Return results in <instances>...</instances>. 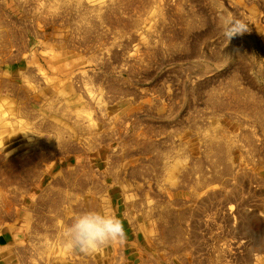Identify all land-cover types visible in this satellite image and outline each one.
Listing matches in <instances>:
<instances>
[{"label": "rangeland", "instance_id": "1", "mask_svg": "<svg viewBox=\"0 0 264 264\" xmlns=\"http://www.w3.org/2000/svg\"><path fill=\"white\" fill-rule=\"evenodd\" d=\"M69 1L0 0V17L20 34L17 43L0 48V112L7 124L6 130L0 125V155L13 157L17 149L27 152L40 140L57 149L13 207L11 231L2 239L15 237L26 243L30 206L44 192L45 179L57 171L61 180L62 172L83 168L105 190L96 193L100 207L118 216L126 231L122 245H109L91 257L108 258V264H264V164L260 153H251L254 145L264 150V126L259 131L249 116L210 104L212 94L230 102L224 87L232 79L246 89L244 93L264 99V0L121 1L112 20L103 19L110 0ZM227 14L251 22L250 33L234 37L228 45L217 27V17ZM7 29L0 25V33ZM14 69L21 72L18 80ZM54 81L61 86H53ZM11 82L19 87L17 93L4 86ZM75 98L79 108H87L84 115L72 106ZM30 99L35 103L27 106ZM51 100L56 108L71 106L80 117L74 111L67 120L49 111ZM13 108L20 113L14 115ZM77 121L81 125L75 127ZM47 123L65 126V136L41 129ZM95 132L104 139L91 142ZM131 135L158 149L176 147L184 166L177 181L165 172L157 177L151 171L125 180L133 167L145 171L156 154L140 152L132 137L128 139ZM222 135L230 140L231 161L245 181L175 195L182 173H191L190 180L204 175L194 173L191 159H202L206 176H211V167L203 161L204 145L219 143ZM127 139L130 142L123 146ZM63 141L73 151L63 154ZM97 144L108 154L107 161L99 156ZM185 150L188 154H182ZM64 156L71 159L69 166L59 165ZM117 159L120 165L113 168ZM110 170L120 178L116 184ZM116 186L122 193L116 194ZM51 189L68 190L79 199L76 211L87 209L79 205L83 196L76 188L59 181ZM67 205L73 210L76 206L73 201ZM117 208L123 211L116 213ZM156 208L186 213L182 261L173 254L164 262L136 239L142 211ZM146 224L152 226L150 220ZM171 250L162 246L160 253L168 256ZM67 251L65 256L72 259L73 250Z\"/></svg>", "mask_w": 264, "mask_h": 264}, {"label": "bare ground", "instance_id": "2", "mask_svg": "<svg viewBox=\"0 0 264 264\" xmlns=\"http://www.w3.org/2000/svg\"><path fill=\"white\" fill-rule=\"evenodd\" d=\"M121 1L124 2V4L131 3L130 0H110L109 2H105L109 3L107 6V9L109 8V12L103 16L104 20H112V17L110 16L121 5ZM115 22H117V20ZM0 25H6L8 28L5 32L0 33V48H9L14 45V43L19 41L20 34L18 30L13 24H10L6 18L0 17ZM188 25L191 24L189 23ZM85 28L87 35L90 34V28L88 26ZM60 69L61 68H56L55 70ZM13 74L18 80L21 72L20 70L14 69ZM234 81L235 79H232L224 87L228 91V100L230 102H225V97H223V100H217V95L212 94L210 95V104L221 108V110L229 108L230 111H233L234 113L239 111L238 113L249 116V121L253 122L256 126L255 128L260 131L262 126H264V99L254 97L252 93L250 95L244 93L246 89L239 88L238 85L236 86V84L233 83ZM53 83V86L55 87L61 86V84L56 81ZM4 86L13 88L16 93L19 88L14 86L12 82L4 83ZM17 96L19 99H24L20 94ZM27 102V106H31L32 103H35L31 99ZM73 103L74 104L72 106L77 107L79 112L85 113L88 111L87 108H79V99H73ZM71 108L72 107L68 105L63 106L62 108H56L51 100L48 109L49 111L70 120L73 118L72 112L76 111L71 110ZM11 112L14 115L20 113L15 108L11 109ZM30 114L32 115V113ZM77 116L80 117V114L78 113ZM79 121L74 124L75 127L81 125ZM0 125L4 130L7 129L6 118L2 112H0ZM41 129L53 130L60 138L65 136V126L56 127L54 124L47 123L45 126L42 125ZM149 134L148 137H151L152 135ZM131 137L132 141L138 144L137 146L139 147L140 152L148 153V151H156V154L153 157L152 163L150 162V165H148V168L146 167L145 171L141 172L139 166L133 167L131 169L130 178L125 180L137 178L141 173L149 174V171H151L152 173L156 172L157 177H161V173L165 172L170 180L177 181V173L184 166H182V163L178 161V159H181L180 157L183 155L177 152L176 147L172 146L170 149L167 147L158 149L157 146L155 148L153 142H147V140L141 143L135 139V136L133 135L129 136L128 139ZM248 137L250 138L251 136L248 134L247 138ZM98 139L102 141L104 138L100 137V135L96 133L93 134L90 141L94 142ZM128 139L125 142H122L123 146H126V143L130 142ZM219 139V143L208 141L206 145H204L203 161L211 167V176H206L204 169L205 166L201 161L202 159H199V161L191 159L190 163L193 166L194 173L196 171H200V173L203 172L204 175L197 180H194V178L190 180L191 173H182V177L179 179V184L174 190L175 195L185 197L189 192H195L201 188L205 189L207 186L212 187L218 185L219 187L226 188L233 180H239L240 183L245 181L241 179V176L243 175L242 172H237L231 161L232 151L230 140L225 135L220 136ZM249 144L251 145V143ZM61 145L66 149L63 154L68 151H73L66 142L63 141ZM96 148L99 149V156L102 160L104 162L107 161L108 154L104 151V149L99 147L98 144ZM254 148L255 149L251 151L252 155L260 153L263 158L262 163L264 164V150L259 151V148L263 147L254 145ZM56 150H51L49 146H44L40 140L38 142H32L31 148L30 150H27V152L22 149H17L13 157L6 158L4 155H0V264H82L84 261L87 264H108V258H101L95 255L91 257L92 254L87 255L79 252L78 250H73L75 255L72 259L65 256V252L67 254L68 251L64 247L61 235V223L64 225L69 224L74 211L78 214L86 210L99 209L101 203L96 198V193L105 191L100 186L99 181L94 178L93 174L83 168L69 170L66 173L62 172L61 180L60 173L57 171H55L53 178L49 177L45 179L47 181V186L44 189V192L39 195L38 200L32 201L30 206L29 221L27 224L28 241L26 243H24V239H16L15 237L11 239L5 238V240L2 239V236L5 233L9 230L11 231V224L14 218L13 207L16 206L20 198L26 195L28 186L33 185L37 173L41 171L42 166L47 160L54 157L53 151ZM177 153L180 154L179 157L177 156ZM22 154L24 155L23 157H21ZM182 154L188 153L185 150ZM69 161H71V159L64 156L62 160L59 161V165L66 167L68 165L67 162ZM119 162H121V159L115 160L112 165L113 168L118 167L120 165ZM220 166H222V168H219ZM109 174L112 177L111 180H113L116 184L120 178H117V175L113 176L112 170H110ZM59 181L62 182V186L70 189L73 188V190L76 188L81 192L83 198L79 205L82 204L83 207L87 208L86 210L76 211L79 199L69 193L68 190L58 189L54 191V189H51L54 187V183L59 184ZM124 182L127 183L126 181ZM114 191L116 194H120L123 190L121 187L116 186ZM72 201L76 204V206H74V210L73 207L67 205ZM172 203H174V200ZM127 209L129 208L127 207ZM127 209L125 208L126 211ZM122 211V208L116 209V213L120 214ZM74 214L76 215V213ZM141 216L142 219L138 222V226H135V230L138 234H140L136 235V239L143 242L145 249L157 251L159 253L158 257L164 262H170L173 254L178 255L180 252L186 250L185 227L183 225L186 220V213L171 212L167 209L160 211L159 208H156L150 211L143 210ZM147 220L151 221L152 226H148L146 224ZM155 233H157V238L156 236L151 239L146 238L147 235L152 236ZM141 235L145 236L144 240ZM166 245L172 249V253L168 256H163V254L160 253L161 247ZM179 256H181V254L178 255L177 260L182 261L179 260L181 259ZM67 259L70 263L66 262Z\"/></svg>", "mask_w": 264, "mask_h": 264}, {"label": "clouds", "instance_id": "3", "mask_svg": "<svg viewBox=\"0 0 264 264\" xmlns=\"http://www.w3.org/2000/svg\"><path fill=\"white\" fill-rule=\"evenodd\" d=\"M250 23L246 17L237 18L230 14L217 17V27L227 45L234 37L250 33ZM61 235L65 249L78 250L87 255L109 245H122L126 240L122 220L106 208L76 214L69 224L62 226Z\"/></svg>", "mask_w": 264, "mask_h": 264}]
</instances>
